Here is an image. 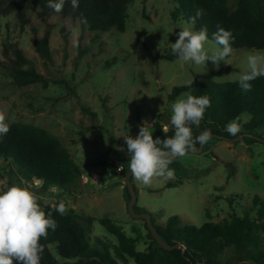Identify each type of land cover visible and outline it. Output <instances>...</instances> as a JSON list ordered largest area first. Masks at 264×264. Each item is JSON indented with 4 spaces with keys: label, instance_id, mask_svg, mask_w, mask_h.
<instances>
[{
    "label": "rangeland",
    "instance_id": "obj_1",
    "mask_svg": "<svg viewBox=\"0 0 264 264\" xmlns=\"http://www.w3.org/2000/svg\"><path fill=\"white\" fill-rule=\"evenodd\" d=\"M237 0H228L234 6ZM264 3V0H260ZM171 0H133L124 32L114 28L106 32H82L78 23L52 16L47 20L30 15L24 32L14 16H0L1 43L7 34L19 41L31 65L47 80L41 83L18 86L1 68L0 63V116L6 123H29L47 129L74 155L83 172L72 192L41 182L27 183L18 176L8 174L7 164L0 160V190L12 185H22L40 195L51 205L63 202L84 215L95 219L89 241L98 246L96 239L107 244L114 242L96 218L107 215L120 224L126 233L139 229L138 249L148 243L144 220L132 217L127 209L125 173L107 175L97 161H116L113 152L128 157L124 136L135 137L139 127L151 126L158 114L171 115L168 94L175 85L187 84L194 77L203 78L212 72L219 82L236 81L247 71L249 53L264 54V50L238 48L216 68L212 62L194 65L183 62L171 52L172 43L178 39L182 28L193 30L185 20H173ZM49 29L50 59L36 51L32 39L40 38ZM194 31V30H193ZM208 40L204 47L211 49ZM88 108L95 117L84 110ZM246 121L247 116H240ZM160 120V119H159ZM163 124L161 121H159ZM163 124V129H168ZM153 139L154 135L152 133ZM112 142V150L109 144ZM175 161L183 167L174 170V178L154 177L149 185L139 182L134 175L131 183L136 192L135 212H148L158 223L175 215L179 226L205 221L220 222L233 214L242 215L251 209L252 198L264 199V143L243 142L210 138L200 152L188 151ZM97 173L99 181L89 175ZM84 176V178H83ZM181 181L173 187L167 182ZM56 187L58 194L50 192ZM151 190V191H150ZM252 211V215H253ZM264 247V240H263ZM55 256V246L50 245ZM234 249L227 248L222 259L233 256ZM120 264H134L131 259ZM233 264H252L242 256Z\"/></svg>",
    "mask_w": 264,
    "mask_h": 264
},
{
    "label": "trees",
    "instance_id": "obj_2",
    "mask_svg": "<svg viewBox=\"0 0 264 264\" xmlns=\"http://www.w3.org/2000/svg\"><path fill=\"white\" fill-rule=\"evenodd\" d=\"M133 0H79V6L73 9L70 0H65L63 9L56 13L48 7V0H0V16H14L19 24L20 32H24L30 15L47 20L52 16L67 19L70 23H78L82 32H106L111 28L124 32L128 10ZM173 8L170 12L173 20H185L192 25L194 31L202 27L207 28L208 40L217 26L230 30L233 36L231 47L234 49L247 48L264 50V3L260 0H237L232 7L228 0H171ZM200 15L197 16V12ZM81 17L86 20L82 22ZM50 32L47 28L40 38H33L32 43L40 56L50 59ZM214 42V41H213ZM4 69L13 83L18 86L41 83L47 85V80L39 73L26 57L19 41L7 34L1 43ZM219 72L198 78L193 83L172 87L168 94L169 100H174L183 92L195 96H208L210 107L205 110L204 119L197 127L191 125L195 138L204 130L233 138L225 130L229 122H237L241 128L238 141L253 142V136L242 135L248 133L264 139V76L251 81V90L244 92L238 86V80L219 82L214 76ZM92 118L95 113L84 107ZM246 114L247 120L241 121V115ZM153 122L151 129L154 138L164 139L174 135V129L168 127L163 131V124L159 119ZM9 132L0 138V160L7 164L10 176L33 184L39 180L44 190L47 184L72 192L77 186L82 166L76 161L73 153L47 129L24 122L9 124ZM237 135V136H238ZM213 138V137H211ZM112 142L109 149L112 150ZM199 143L195 144V149ZM116 161H97L107 170L116 162H124L127 166L129 157L123 153L113 152ZM171 167L181 170L183 167L173 159ZM105 170V171H106ZM129 168H126V172ZM181 181L167 182V187L176 186ZM127 201L130 198L126 186ZM49 191V190H48ZM151 191V190H150ZM37 202L46 214L51 212L57 223L55 231L48 230L46 237H41L39 243L43 245L40 264H120L129 259L134 264H233V259L242 256L252 264H264V199L258 195L252 198L251 209L242 215L233 214L229 219L220 222L205 221L201 226L186 224L179 226L177 217L172 215L164 223H158L153 216L151 221L164 242L169 245L178 244V248L163 249L151 236L146 223L145 249H138L141 238L139 229L133 227L135 235L126 233L107 215L98 218V222L114 237V242L107 244L96 239L98 246L89 241L92 222L95 219L84 215L78 210L66 207L65 215L55 211L57 205L43 201L34 193ZM136 208V207H135ZM253 212V215L251 214ZM55 246V256L50 245ZM227 248L234 249V255L222 259ZM13 264H17L14 260Z\"/></svg>",
    "mask_w": 264,
    "mask_h": 264
},
{
    "label": "clouds",
    "instance_id": "obj_3",
    "mask_svg": "<svg viewBox=\"0 0 264 264\" xmlns=\"http://www.w3.org/2000/svg\"><path fill=\"white\" fill-rule=\"evenodd\" d=\"M73 9L78 8L79 0H70ZM65 0H48V7L56 13L63 9ZM200 12H197V16ZM83 23L86 20L81 17ZM178 39L172 43L171 52L183 62L194 65L206 64V61L219 68L226 62L233 49V36L230 30L217 26L212 34L214 46L206 50L208 41L207 28L193 31L187 27L177 33ZM247 71L238 77V86L244 91L251 90V81L264 76V54L249 53L246 57ZM193 81H188V84ZM208 96H195L185 93L171 104L170 120L167 123L174 129V135L153 139L152 133L145 124L139 127L138 134L124 136L128 152V167L131 175L149 185L154 177L174 178V170L169 168L176 157H184L188 151H195V144H205L211 138V132L204 130L195 138L191 125L199 126L204 119L205 110L210 107ZM9 124L0 116V138L9 132ZM227 133L236 137L241 131L237 122L225 126ZM164 132L167 129H163ZM55 211L65 215L67 209L63 202L57 204ZM56 221L51 212L41 210L36 195L27 187L12 185L0 190V264H40L43 245L41 237H46L48 230L55 231Z\"/></svg>",
    "mask_w": 264,
    "mask_h": 264
},
{
    "label": "water",
    "instance_id": "obj_4",
    "mask_svg": "<svg viewBox=\"0 0 264 264\" xmlns=\"http://www.w3.org/2000/svg\"><path fill=\"white\" fill-rule=\"evenodd\" d=\"M170 117L167 115H162L160 118V121L163 124L168 125L167 123L169 122ZM169 126V125H168ZM171 127V126H169ZM172 128V127H171ZM211 137L213 138H218V139H225V140H229V141H238L240 138V135L233 137V138H229V137H225L222 136L220 134L217 133H211ZM242 135H249V136H253L257 141L263 142L264 143V139L256 136V135H252V134H248V133H243ZM203 145L199 144V146L196 148L195 151H191V152H200L202 150ZM131 173H130V169L125 173V186L129 192L130 198L127 202V209L129 214L134 217V218H139V219H143L146 223V226L148 228V230L151 233V236L153 237V239L157 242V244L162 247L163 249L166 250H170L172 248H178L179 245L175 244V245H169L166 242L163 241V239L161 238V236L159 235V233L157 232L156 228L154 227V225L152 224L151 221V214H149L148 212H135V204H136V192L135 189L131 183Z\"/></svg>",
    "mask_w": 264,
    "mask_h": 264
},
{
    "label": "built area",
    "instance_id": "obj_5",
    "mask_svg": "<svg viewBox=\"0 0 264 264\" xmlns=\"http://www.w3.org/2000/svg\"><path fill=\"white\" fill-rule=\"evenodd\" d=\"M124 170H125L124 164L122 162H116V164L114 166H112L106 170V173H107V175L112 176L113 174H121ZM89 177L93 181H99L100 180V175L97 173L96 174L91 173L89 175ZM83 178H84V176H83ZM34 182H36V185H37L39 180H36ZM49 191L56 193V194L59 193V191L56 189V187H52V189Z\"/></svg>",
    "mask_w": 264,
    "mask_h": 264
}]
</instances>
